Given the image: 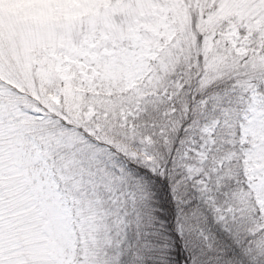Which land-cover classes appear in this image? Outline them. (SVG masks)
I'll return each mask as SVG.
<instances>
[{"label":"snow or ice","instance_id":"obj_1","mask_svg":"<svg viewBox=\"0 0 264 264\" xmlns=\"http://www.w3.org/2000/svg\"><path fill=\"white\" fill-rule=\"evenodd\" d=\"M0 264H264V0H0Z\"/></svg>","mask_w":264,"mask_h":264}]
</instances>
